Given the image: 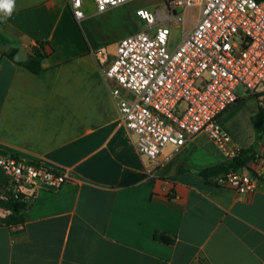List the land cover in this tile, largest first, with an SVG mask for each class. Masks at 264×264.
Returning <instances> with one entry per match:
<instances>
[{"label":"crops","instance_id":"1","mask_svg":"<svg viewBox=\"0 0 264 264\" xmlns=\"http://www.w3.org/2000/svg\"><path fill=\"white\" fill-rule=\"evenodd\" d=\"M124 5L109 10L121 21ZM82 24L69 0H14L12 15L0 20V44H9L0 49V150L71 176L57 191H38L23 224H0V264H264V181L240 194L181 171L225 160L205 133L149 178V160L103 76L97 51L105 46ZM41 42V72L15 61ZM259 107L245 94L220 121L240 148L264 153V135L257 141L251 122ZM6 182L0 166V192ZM157 231L174 241L157 240Z\"/></svg>","mask_w":264,"mask_h":264},{"label":"built area","instance_id":"2","mask_svg":"<svg viewBox=\"0 0 264 264\" xmlns=\"http://www.w3.org/2000/svg\"><path fill=\"white\" fill-rule=\"evenodd\" d=\"M94 1L97 13H103L132 0ZM69 4L75 19L83 20L84 0ZM190 7L198 8L197 20L185 29ZM135 14L145 25L122 37L111 53L101 48L97 54L121 117L149 160L148 177L159 176L170 157L199 133L225 160L235 157L241 148L220 116L243 96L240 86L264 106V0H164L155 11L140 6ZM169 22L183 25L173 47ZM167 146L172 151L163 154ZM0 166L7 173L0 198L10 190L32 202L38 191H57L71 178L65 170L1 150ZM215 180L240 194L254 193L264 181V153L254 151L245 166ZM7 215L0 205V224Z\"/></svg>","mask_w":264,"mask_h":264},{"label":"trees","instance_id":"3","mask_svg":"<svg viewBox=\"0 0 264 264\" xmlns=\"http://www.w3.org/2000/svg\"><path fill=\"white\" fill-rule=\"evenodd\" d=\"M45 44L41 42L39 48H34L33 54L23 62L29 70L34 73H39L43 70L42 60L46 56V51L44 49ZM10 55L13 57L14 52L11 51ZM251 122L255 129L256 140L262 139L264 135V106L259 107V111L251 117ZM255 151L254 146L249 148H241L239 153L228 160H224L218 164L203 167V168H192L180 167L181 171L187 170L194 172L201 177H203L207 183L218 185L215 178L221 174L227 173L232 169H238L245 166L252 158L253 152ZM14 155V154H12ZM19 158L17 155H14ZM31 202L25 200L22 196H17L10 190L6 191V198H0V205L4 206L8 210V215L3 219V222L11 227H16L20 224H23L26 220L28 210ZM155 238L164 243H171L174 241V237L167 234L166 232L157 231L155 233Z\"/></svg>","mask_w":264,"mask_h":264},{"label":"rangeland","instance_id":"4","mask_svg":"<svg viewBox=\"0 0 264 264\" xmlns=\"http://www.w3.org/2000/svg\"><path fill=\"white\" fill-rule=\"evenodd\" d=\"M163 4L164 0H132L127 2L122 7L121 12L124 16V21H121L116 11H106V13L103 12L99 14L96 11V3L94 0H84L86 16L83 19L82 26L87 34H93L97 47L105 46V48L109 50L125 32L136 30L137 27L140 29L145 25V22L135 14L138 7L145 6L155 11L156 8L161 7ZM164 13L165 9L162 8L161 14ZM197 13V7H190L188 9L185 29L189 28L190 24L196 22ZM168 25L172 30L170 45L173 47L180 40V36L183 32V25L179 26L173 22H169ZM238 92L243 95L246 94L243 86L238 88Z\"/></svg>","mask_w":264,"mask_h":264},{"label":"clouds","instance_id":"5","mask_svg":"<svg viewBox=\"0 0 264 264\" xmlns=\"http://www.w3.org/2000/svg\"><path fill=\"white\" fill-rule=\"evenodd\" d=\"M14 0H0V20H6L13 13Z\"/></svg>","mask_w":264,"mask_h":264},{"label":"water","instance_id":"6","mask_svg":"<svg viewBox=\"0 0 264 264\" xmlns=\"http://www.w3.org/2000/svg\"><path fill=\"white\" fill-rule=\"evenodd\" d=\"M0 49L8 51L9 50V44H0ZM28 54L24 50H19L15 56L14 59L17 62H25L28 59Z\"/></svg>","mask_w":264,"mask_h":264}]
</instances>
